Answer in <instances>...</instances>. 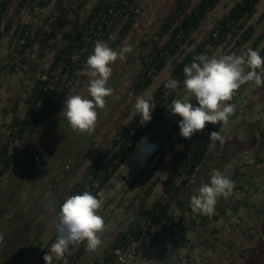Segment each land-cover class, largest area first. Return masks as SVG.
<instances>
[{
	"label": "rangeland",
	"instance_id": "rangeland-1",
	"mask_svg": "<svg viewBox=\"0 0 264 264\" xmlns=\"http://www.w3.org/2000/svg\"><path fill=\"white\" fill-rule=\"evenodd\" d=\"M56 1L61 3L62 9L68 10L64 17L59 15ZM95 1L36 0L30 4L27 0H11L9 12L4 15L0 27L9 25L10 29H18L28 24V31L38 35L37 39L44 40L43 44L38 40L33 49L19 50L16 37L13 34L9 37L7 44L11 50L0 58V134L5 130L4 120L10 118L9 110L17 95L24 97L25 89H30L33 79L48 67L54 51L67 45L68 38L76 33L78 23L87 16ZM197 1L192 0L188 10ZM237 1L220 0L192 34L191 44L183 47L185 53L193 51L206 40L217 22ZM20 2L24 3L23 6ZM175 2L137 0L134 23L128 33L122 37L119 24L110 32V36L116 37L110 41L111 47L119 49L130 44L133 51L124 60L118 59L112 65L113 73L108 86L113 88V95L106 98V108L98 110L94 132L83 135L74 132L60 115L67 96H88L89 78L80 75L74 79L60 108L44 112L38 130L20 141L23 154L16 156L0 183V264H10L14 259L1 252V248L5 246V241L16 239L20 245L17 246L21 254L19 264H45L43 257L56 239L53 222L60 203L70 196L78 183L83 185V191H89L104 201L100 211L106 222V230L101 234L103 243L96 251H88L85 243L70 246V253L61 260L54 258L53 264L101 263L109 253L110 245L126 230L141 203L149 207L156 200L166 202L170 199L171 193H165L164 188L171 155L181 139L178 127L181 118L171 114L169 108L103 187H98L99 180L90 181L92 176L86 168L98 152L118 137L127 123L137 121L138 114L133 117L137 96H151L156 86L169 78L174 57L168 60L148 89L137 95L132 93L131 85L140 67L139 60L154 42L158 43L161 20L169 15ZM247 26L253 27L248 42L238 45L239 35H229L225 41L215 44L211 56L240 55L248 49H259L264 57V0L259 1ZM179 91L182 96L183 89ZM177 98L181 97L176 94ZM192 102L195 104L194 98ZM230 103L235 105V113L227 127L221 131L222 126L219 130L225 137V143L217 141L210 147L200 167L170 202L165 221L151 228L153 234L150 237L145 238L142 234L140 247H143H139L131 264H179V257L183 264H190V261L185 262L183 254L189 255L190 260L195 257L192 264H264V86L245 84ZM214 169L234 181L232 194L227 198H218L211 216L193 213L189 197L201 183L209 181ZM154 181L157 182L153 184ZM170 187L174 192L179 187V179ZM254 188L258 190L254 192ZM230 203H233L234 213L225 211L222 214ZM28 218L31 223L21 234ZM203 223L205 228H202ZM173 238L182 240L176 252L170 251ZM204 241L205 244L202 243ZM111 253L113 258L114 250Z\"/></svg>",
	"mask_w": 264,
	"mask_h": 264
},
{
	"label": "trees",
	"instance_id": "trees-1",
	"mask_svg": "<svg viewBox=\"0 0 264 264\" xmlns=\"http://www.w3.org/2000/svg\"><path fill=\"white\" fill-rule=\"evenodd\" d=\"M35 1L27 0L30 4ZM136 1L96 0L89 9L87 16L78 23L76 33L68 38L67 45L54 51L48 67L41 70L40 75L33 79L29 86L30 89H25L24 97L17 95L18 98L14 100L9 110L10 118L4 120L5 130L0 134L2 138L0 141V183L16 156L23 154L19 145L23 137H31L38 130L44 112H54L60 108L62 101L73 85L74 79L80 77L78 71L82 69L87 57L91 54L94 42L104 40L110 43V32L118 24L122 37L132 28ZM259 1H237L228 13L217 22L211 35L198 44L193 51L185 53L183 47L191 44L192 34L199 29L207 14L217 6L220 0H198L191 10H188V6L192 0H176L172 11L161 20L157 34L158 43L154 42L150 50L139 60L140 67L131 85L132 93L137 95L148 89L153 84L154 78L164 70L171 57L174 59L171 61L169 78L178 80L180 82L179 90H181L184 80L183 68L185 65H189L195 56L199 54L211 56L215 44L225 41L229 35H239L236 42L238 45L248 42L252 37L253 27L247 26V22L256 12ZM10 2L11 0H0V25L4 20V15L9 12ZM19 4L23 6L24 3L20 2ZM56 4L59 15L64 17L68 10L62 9L59 1H56ZM29 26L26 24L18 29H10L9 25H3L0 27V39L13 34L12 36L16 37V47L19 50L22 48L33 49L38 44V40L43 44L44 39H37L38 35H32L28 31ZM14 29L15 32L12 33ZM97 33L103 35L98 37ZM164 36H167V39L160 43ZM168 79L162 81L152 91L151 97L156 103V108L152 112L151 121L142 125L140 123L141 116L138 114L137 121L127 123L118 137L112 139L108 146L98 152L87 166L86 171L92 176L90 181L99 180L98 187H103L115 175L128 154L162 118L168 105L176 98V91L164 87ZM222 126V124H209L203 132H198L191 140L181 137L177 149L171 155L169 170L166 175L164 192L171 193L170 199L166 202H163L162 199L156 200L149 207L141 203L135 211L134 218L127 224L126 230L120 233L110 245L109 253L104 260L95 264H113L111 251L124 241L127 235L138 238L144 234L145 238L150 237L153 234L151 228L157 227L165 221L171 206L170 202L175 198L181 186L186 184L200 167L210 149L209 133L219 131ZM26 147L28 148L29 145L27 144ZM178 179L179 187H176L173 192L170 186ZM156 182L154 181L153 184ZM83 190V185L78 183L71 190L70 195L81 194L84 192ZM149 191L150 189L147 192ZM30 223V218H28L27 226L20 232L21 234L26 231ZM18 238L21 236L18 235ZM181 241V239L176 238L172 242L170 251L176 252V247H179ZM18 243V239L5 241V246L1 248V252H5L10 258H14L11 259L10 264H19L21 254L17 248L20 246ZM145 244L144 242L143 245L145 246ZM201 256L202 258L205 257L204 255ZM194 259L193 256L192 260ZM178 260L179 264L184 263L181 257Z\"/></svg>",
	"mask_w": 264,
	"mask_h": 264
},
{
	"label": "clouds",
	"instance_id": "clouds-1",
	"mask_svg": "<svg viewBox=\"0 0 264 264\" xmlns=\"http://www.w3.org/2000/svg\"><path fill=\"white\" fill-rule=\"evenodd\" d=\"M115 36H109L114 40ZM133 51L132 46L124 45L114 49L107 41L97 40L87 57L79 75L89 78L88 96L72 94L64 101L60 115L67 120L74 132L81 135L94 132L99 112L107 106V97L113 95L108 82L113 73L112 65ZM183 95L180 82L169 78L164 87L176 91L181 98L173 99L168 105L170 113L179 116V135L191 140L206 127L222 124L227 127L230 117L235 113V105L230 103L241 86L253 83L264 86V57L260 50L248 49L245 54L235 53L208 56L199 54L183 68ZM90 97V98H89ZM195 100V104L192 102ZM156 103L151 96H137L133 106V117L141 116L142 125L152 119ZM221 131L209 133L210 146L218 141L225 143ZM235 187L234 181L220 170H212L209 181L201 183L189 197V207L193 213L211 216L215 212L218 198H227ZM104 201L89 191L64 198L55 216L53 227L56 239L44 255L45 264H53V259L61 260L70 253V246L86 244L88 251H96L103 241L101 234L106 230V222L100 211Z\"/></svg>",
	"mask_w": 264,
	"mask_h": 264
},
{
	"label": "built area",
	"instance_id": "built-area-1",
	"mask_svg": "<svg viewBox=\"0 0 264 264\" xmlns=\"http://www.w3.org/2000/svg\"><path fill=\"white\" fill-rule=\"evenodd\" d=\"M143 237L134 238L127 235L126 239L114 249L113 264H131L142 244Z\"/></svg>",
	"mask_w": 264,
	"mask_h": 264
},
{
	"label": "flooded vegetation",
	"instance_id": "flooded-vegetation-1",
	"mask_svg": "<svg viewBox=\"0 0 264 264\" xmlns=\"http://www.w3.org/2000/svg\"><path fill=\"white\" fill-rule=\"evenodd\" d=\"M257 190H258L257 188H254V189H253L254 192L257 191ZM247 195H248V194H247ZM243 205H244V204H243ZM251 205H253V204H251ZM219 206H220V205H219ZM224 207H225V206H224ZM220 209H221V210L223 209V205L221 206ZM224 209H225V210H224ZM224 209H223L224 211L222 210V214L225 213V211H227V212H228V211H231L230 214H233V213H234V212H233V209H234L233 203L227 204V205H226V208H224ZM207 222H208V220H207ZM202 228H205V224H204V223L202 224ZM215 230L217 231V229H215ZM216 231H215V232H216ZM172 240H174V238H173ZM205 241H207L206 238H205ZM205 241L202 242V243L205 244V243H206ZM207 243H209V242L207 241ZM183 256H184V260H185V262L190 261V262H191L190 264H192V263L195 262L194 260H190V259H189V257H190L189 255L184 254ZM178 259H179V258H178Z\"/></svg>",
	"mask_w": 264,
	"mask_h": 264
},
{
	"label": "crops",
	"instance_id": "crops-1",
	"mask_svg": "<svg viewBox=\"0 0 264 264\" xmlns=\"http://www.w3.org/2000/svg\"><path fill=\"white\" fill-rule=\"evenodd\" d=\"M9 37H10L9 35H6V36H4V37H2L0 39V58L2 56L7 55L10 52V50H11V46H9V44H7L8 40H9ZM1 47L3 49H1Z\"/></svg>",
	"mask_w": 264,
	"mask_h": 264
}]
</instances>
